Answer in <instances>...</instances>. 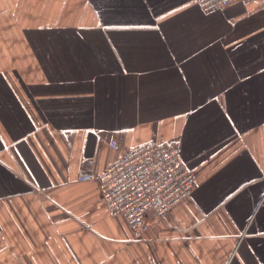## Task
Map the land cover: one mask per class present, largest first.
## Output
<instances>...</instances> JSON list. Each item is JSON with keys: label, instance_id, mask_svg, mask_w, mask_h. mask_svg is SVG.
<instances>
[{"label": "crops", "instance_id": "0c3cea01", "mask_svg": "<svg viewBox=\"0 0 264 264\" xmlns=\"http://www.w3.org/2000/svg\"><path fill=\"white\" fill-rule=\"evenodd\" d=\"M113 140L175 141L192 195L111 214ZM0 264H264V0H0Z\"/></svg>", "mask_w": 264, "mask_h": 264}, {"label": "built area", "instance_id": "2783aa9c", "mask_svg": "<svg viewBox=\"0 0 264 264\" xmlns=\"http://www.w3.org/2000/svg\"><path fill=\"white\" fill-rule=\"evenodd\" d=\"M196 1L204 11H212L236 0ZM110 144L119 157L105 170L82 172L78 179L97 181L108 211L125 216L133 229L146 225L149 212L161 219L192 195L197 178L175 141H148L131 149H122L117 140Z\"/></svg>", "mask_w": 264, "mask_h": 264}]
</instances>
